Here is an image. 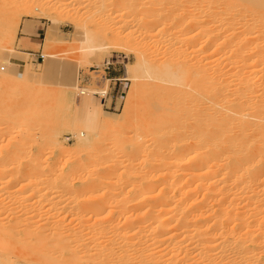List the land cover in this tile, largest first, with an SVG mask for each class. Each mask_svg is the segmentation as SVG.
Instances as JSON below:
<instances>
[{"label":"bare ground","instance_id":"bare-ground-1","mask_svg":"<svg viewBox=\"0 0 264 264\" xmlns=\"http://www.w3.org/2000/svg\"><path fill=\"white\" fill-rule=\"evenodd\" d=\"M38 1L46 4L45 0ZM195 1H198L201 6L204 5L201 7L203 9L200 16L197 17V13L193 14L200 19H197V22L194 21L195 19L188 20L186 25H188L187 28L191 26L190 29L194 22L195 25L203 26L204 35L201 38L203 41L200 40L199 44L201 48L194 45L196 49L195 47L192 49L196 51L200 48L203 52L207 49H211L209 52L215 49L221 51L218 55L223 54L222 57L215 53V58L212 53H210L212 57H206V54L204 55L201 51L199 53L197 50L198 54L206 57L202 59L198 56L203 62L196 59L198 54L196 55L193 51L196 55V63L193 65L183 63L187 61L185 57V61L175 65L169 61L153 62L142 54L133 63L125 65L123 79L134 81L137 88L155 86L154 88L165 91L167 100L175 98L177 94L174 92L178 91L189 101L191 100L190 108L187 107L189 105L184 106V103L188 101L182 97L184 95L181 94L183 101L187 100L184 103L180 101L182 99H179L180 96L175 98L179 99L184 110L188 108L189 115L187 113L181 115L180 113L184 112H177H180L182 117L190 118L183 121L181 117L182 121L175 120L176 123L173 121L175 118L172 114H168L172 120L171 118L168 120V117L167 120L159 117L165 115L167 109L164 107L167 108V106L162 104L165 102L168 105V101L166 102L164 94L160 95L157 92L159 97H162L161 100L165 101L160 102L159 98L160 105L155 102L156 105L152 103V106L155 105L154 108L158 113L154 111L157 114H162L158 115L161 120L149 121L154 116H148V114L144 120L145 122L148 120L145 123L148 126L145 129L149 128L148 132L154 128L152 133L156 134L158 143L154 140V136V139L150 137L149 141L151 144L156 143L155 147L149 145L147 140L145 141L147 146L144 148L143 143L141 145V142L138 143L136 140L142 139L143 135L145 139L142 140H146L148 138L146 136H152L150 133L145 135L142 130L141 133L144 134L139 137L136 132L139 129L136 128L135 133H132L135 134L134 136L131 134L134 130H127V134L123 127L133 123L129 124V120H125V114H120L119 117L124 116L123 122L122 118H119L125 132L123 136L127 134L125 136L127 137L130 134L129 136L138 137L132 139L136 140L137 144L131 143L135 148L133 150H136L135 154L130 149L132 150L130 155L135 158L127 154L129 149L123 152L124 156L126 154L129 156L128 158L127 156L123 158V155L119 154L122 150L118 154L123 159L120 161L118 156L120 162H117L114 158L117 147L122 144L120 139L123 142L121 135L123 132L116 128L121 134L116 132L120 135L116 139L119 142L117 141V146L114 147L115 154L112 153L114 150L110 149L111 151L103 152L100 157L93 158V155L88 158L87 165H80V152L86 153L85 151L93 147L97 149L96 138L101 132L105 119L100 102L90 101L91 94L97 93V90L93 91L88 86L82 87L77 77L75 81L72 78V81L68 80L70 78L67 71L68 77L65 74L64 77L67 79L65 78L64 84L67 82L65 86L82 94V102L75 112L70 114L71 117L69 113L67 118L64 116L67 120L68 117L70 118L68 120L71 121L70 123L67 120H64L66 123H60L59 119L58 121L54 119L55 122L40 126L44 127L42 137L40 136L42 140L33 139V142L36 141L37 150L28 151L30 154L26 162L20 157L24 153L20 154V151L16 152V149L19 145L24 146L29 143L34 135L32 134L34 132L31 133L34 128L28 130L29 124L33 125L29 121L26 124L28 115L31 116V113L23 112L22 116H18L25 119V124H21L24 130L21 131L22 128H20L19 139L13 137L9 146H3L4 148L0 149V264H264V0H192V2ZM30 2L31 0H0V35L3 32L7 38H10L11 31H15L17 13L25 11V8L29 14L34 11ZM173 3L172 5L175 6ZM92 4H94L93 0H87L85 5L92 9L95 6ZM172 5L170 8H176ZM151 9V11L155 10ZM144 10L143 15L146 17L142 19L148 27L159 24L161 20L164 22L165 17L173 15H163L165 12L155 14L156 12L148 11L147 7ZM119 12H115L117 17L122 16V11L120 14ZM128 14H123L125 16V18L122 16L125 19V21L122 19L125 22L123 24L132 23L135 20L134 15L128 16ZM178 15L181 16V14ZM172 19L178 20L175 17ZM56 22L57 20L53 19V26L48 29L45 40H52ZM176 24H172L171 27ZM26 28L25 32H28ZM183 28L184 26L182 30L185 32L186 28ZM196 30L199 31L198 28ZM91 32L84 29L81 38L78 39L81 62H90L91 59L103 53V50L109 48L99 43L95 33ZM189 33L185 35L189 36ZM188 36L184 37V41L191 48L192 44L198 43L197 36ZM184 41L181 42L185 44ZM182 50L184 51V48ZM4 51L5 49L2 53ZM189 52L187 55H191ZM182 54L183 52L178 56H183ZM12 55L16 56V54ZM43 55L47 62H53L56 59L53 54L44 53ZM3 63L2 67L6 69L7 75L10 72L13 75H20L19 65L11 61L9 56L3 57ZM111 63V59L107 58L104 65ZM6 73L0 77V80H3L4 84L9 83L7 80H12V83L1 89V93H6L5 99L11 97L9 104L8 101L3 103V106L7 104L5 114L6 116H12L15 113L20 115L21 106L18 107L20 100L18 98V101L16 96L27 97L32 101L33 95L20 90L25 88L19 81L21 79H15L18 80L15 83V80L9 78ZM203 73L207 76L210 74L209 77L214 76L216 81L214 83L209 81L211 78L205 77ZM21 74L30 75L31 73L26 67ZM204 80L211 83H204ZM19 85L21 88L18 87ZM72 89H70L71 94ZM145 90L149 89L146 87ZM172 93L176 95L172 96ZM101 94H106V90H101ZM167 95L171 97L167 98ZM145 97L148 98V96ZM68 101L71 108L73 101L69 98ZM170 102L173 103V100ZM134 103L136 102L133 99H128L127 106H133ZM172 103L171 105H174ZM171 105L169 104L170 107ZM169 106L168 109H171L173 113L174 107L178 104L173 108ZM181 106L179 105L177 109L182 110ZM146 107L151 114L153 107L150 108V104ZM163 108L164 115L160 113L163 112ZM143 110L145 111V108ZM144 114H141L143 119ZM155 117L157 118V115ZM30 119L32 120L33 117ZM11 124L8 127L12 128ZM63 125L71 126L73 129L75 143L72 148L76 153L74 150L72 151L74 153L70 152L67 145L61 144L63 141L59 137L63 129H60V126ZM145 125L143 123L138 127L142 128ZM11 133L14 134V132ZM101 135L104 134L101 133ZM125 137L124 142L130 143ZM126 146L125 149L128 148ZM55 148H58L60 155L69 158V160L64 158L66 162L64 161L63 165L59 162L60 166H56L57 160L54 162L55 165L49 162L48 151L46 154L44 152V149H49V154H53L57 150ZM87 155L91 156L92 152L91 155L90 153ZM141 157L142 160L140 159L139 163H134V160ZM107 188L113 190L108 196L106 194L109 192L104 191ZM102 191L105 192L106 197Z\"/></svg>","mask_w":264,"mask_h":264},{"label":"rangeland","instance_id":"rangeland-1","mask_svg":"<svg viewBox=\"0 0 264 264\" xmlns=\"http://www.w3.org/2000/svg\"><path fill=\"white\" fill-rule=\"evenodd\" d=\"M85 1L87 2V0H85ZM85 1L84 0H45L44 2L46 4H43L41 1L31 0L30 3L32 5L34 11H32V13L29 14V11L26 10V8H25V11L22 10V11L18 12L17 13V17H16L17 22L15 24V31H11L10 38H7L6 35L3 32L0 35V50H2V51H3V49H5V51L7 50L6 52L5 51L3 52L4 54L2 53V51L0 53L1 54L0 62L2 61L0 63V77L3 76V74H5L7 72L6 69H4L2 67V65H4L3 57L9 56L11 61H13V62H15V63H17L19 65L18 70H19V74L20 75L16 74L17 75L16 76V75H13V73L11 74V72L8 75L6 73V75L9 78H12L14 80L15 79H18V80L21 79L19 81L24 84V85L23 84H21V85H23L25 88L24 89H20V90H22V91L24 90L25 93L33 95L32 96V98H33L32 101L29 100L27 97H25V98L21 97L20 94H19L20 97H18V95H17L16 99L18 100V98H19V100H20V102H18V104H19L18 107L21 106L19 108L21 111L18 110V112L20 111V115L18 113H15V114H13L14 117H13V115L12 116H8V115L6 116L5 108L7 107V104H4V106H3V103H4V101H5V103H7L6 101H8V104H9V102H11V100H9L11 97L6 98V99H8V100H6L5 99L6 93H1V92L3 90V87L11 85L10 83H12V80H10L11 82L9 80H7L9 82L8 84H4V81L2 80L3 81L2 82L0 80L1 81L0 82V96H1L0 104H1V101H2V104H1L2 106L0 107V122H1L0 123V128H1L0 129V133H1L0 134V149L4 148L6 146H9L10 143L12 142L13 137H16V139H17L18 137H20V134H21L20 132L22 130H24V128L21 127V124H25V119L23 117H19L18 118V116H22L23 112L25 114L26 113L27 114L31 113L30 114L31 116L28 115V119H30V117L31 118L33 117V119L32 120L31 119L30 120L27 119L26 120V124H28L29 122H32L33 126H31V123H30L28 130H31L33 128L34 129L37 128L36 130H38V132L36 130H35L36 132L33 131L34 130L33 129L31 131V133L34 132V133H32L34 135L31 134L33 137L30 138L29 143L25 144L24 146H20V145L17 146V149L19 147H21V148L18 149V151L16 149V152L20 151L19 152L20 154L24 153L20 157H21V159H23V161L25 159V162L29 158L28 157V155L30 154L29 152L30 151L31 152H35L37 150L35 148V147H37V146H35V142H36L35 140H39V141L42 140V138H40V136L42 137V132H43L44 127H40V126H45V125H42V124H50V123H52V121L53 122L58 121V119H59V121H61L60 123H62V122L66 123L65 121L67 120L66 118H67L68 113H69V115L70 114L72 115L75 112V109L78 108L77 106H79L80 102H82V97H83L82 94H80L79 92H75V89H72V88H69L68 86H65L67 82L64 84V82H65L64 80L67 79L68 75H69L68 78H70L68 80H70V81L74 80L75 81L76 77H77V79L79 80V83H80V85L82 87H84V86L87 87L88 86L93 91L97 90V93H100V95H97L96 93L91 94L92 96L90 97L91 98L90 101H93L95 103H98L97 101L100 102V107H101V109L103 111V116H104V119H105V122L103 123L104 125L102 124L101 132L97 136L98 139L96 138V140H97L96 142L97 143H96L95 146H97V149H96V147H93L95 149L90 148L92 150L89 149L90 151L89 150L85 151L86 153L89 151L88 153H90V155H91V152H92L91 156L87 155L88 153L87 154L84 153V151H83V153L80 152L81 153V155L79 154L80 155V159H81L79 161L80 165L81 164L82 165L83 164L87 165V161L89 163V159L88 158L93 157V155H94L93 158H96V156L100 157V155H102L103 152L111 151L110 149L114 150V151H112V153L114 152L113 154H115V152L117 151L116 154H115L116 156L114 155V158H116V161L118 162L121 159L120 155L122 156L124 154L123 152L125 150H126L125 152H127V150L129 149L127 154L128 153H129L128 155L131 154L130 152H132V150L135 149V148H133V146H132L133 144H131V143L136 142V140L138 141V143L141 142L140 143L141 145L143 143L142 147H144V146L146 147L147 146L146 142H147V140L148 141L151 140V139H149L150 137L152 139L155 138L154 140H156V138H157V136L155 137L156 134L152 133V130H154V128H151V127H153V126L150 127L151 129H150L149 132L147 131V130H149V128L145 129V127H148V126L145 125V123L148 120H146V122L144 121L147 118L146 117L147 114H148V116H154L155 119L154 118H151V120L149 119V121L153 120L152 122H155V120L158 121V119L161 120V118H163V119L165 118L167 120V117H168V120H169V118H171L170 120H172V117L170 115L168 116V114H172L173 118H175V119H173V121H175V120L179 121V120H181V117H182L181 115H184V114L186 115V113L188 111V108L187 109L185 108L186 111L184 110V106L186 107V105H189L187 107H190V108L192 106L189 103V102H191V100L189 101L187 99V97L184 94L181 93L182 95H184L182 97H185L188 100V101L185 100L187 102L183 101L184 99L181 97V94L178 91L174 92L178 96L176 94L173 95V93H172V96L176 95L175 98H177L179 96H180L179 99L182 98V99H180V101H183V103L185 102L184 106L182 105L183 108H181L182 106H181V102L179 101V99H175V98L172 97L171 100H170V98H168L170 95H167V98L169 99V100H167L166 96L164 94L165 91L163 92V90H161V89L158 90L157 87L154 88L155 86H146L147 89L150 90V92H149V90H145L146 87H142V86L138 85V86L141 87V88L139 87L140 90H138L139 88H137V85H134V81L128 80V79H123L125 77V65L127 63L128 64L129 63H133L134 61H136V58L138 56L142 55V54H144L146 57H149V59H151L153 62L157 61V63H160V62L162 63V62H168L169 61L171 63H174L175 65L178 62L182 63V61H185V60H187V61L183 62V63H185L187 65H189V64L193 65V63H196V59L199 60L198 56L202 57L203 54L204 55L206 54V57L207 56L208 57H212V54H213V58H215L214 57V53L216 55L221 54L220 53L221 51H217L215 49L214 50L212 49L213 51H211V52H209L211 49L210 50H208V49L204 50V52H203L202 49L200 50L201 47L199 46V44L201 43L200 40H202L201 38H203L202 36L204 35L203 34V29L204 28H203V26H199V24L195 25V22H197L200 19V18H197V17L200 16V13H202V9L203 8H201V7L204 6V5L202 4V6H201V4L198 1H195L196 2L195 3V2H192V0H186V1L185 0H180V1L179 0H174V1L173 0H168L167 1L168 3L166 2V4H165L166 0H160V1L159 0H152V1L151 0H138V1L137 0H93V3L95 4V6H93L94 4H92V6H93L92 9L89 8V7H86V5H85L86 2ZM116 1H119V2H116ZM120 1H122V2H120ZM130 1H132V2H130ZM149 1L152 2V4ZM187 1L190 2V3H188ZM170 2H172V3L174 2L173 4H175V6L172 5V3H170ZM132 3H133V5H132ZM181 3L183 5H181ZM198 4H200V5H198ZM129 5H130V7H129ZM168 5H170V6H168ZM171 5L176 7V8H174L175 10L172 9L173 7L170 8ZM144 6L147 7L148 11H150L152 13L156 12L155 14H158V12H159V14H162V13L165 12L163 15L167 14L168 16L169 15L171 16V14H173L171 17L172 18L175 17L178 20L172 19L171 17H168V18L165 17L167 20L165 18L163 19L164 22L161 20L162 22L160 21V23H162V24L159 23L157 25H149L151 27H148V25H146L144 23L143 19H142V18L145 19V17H146V15H143V14H145L143 11H145L144 9L146 8ZM191 6L192 7L195 6V7L192 8ZM196 6L197 7L199 6V7L197 8ZM131 7H132V10L130 11ZM138 7L140 8V10H138L139 9ZM148 7H150V8H148ZM151 8H154L155 10L151 11L152 10ZM195 8H197V9H195ZM200 8H201V10H200ZM22 9H24V8H22ZM33 9H31V10H33ZM40 9L42 10V12H41ZM157 9H159L161 11H162V9H165V10L160 12ZM170 9H171V11H166V10H170ZM194 9L197 10V11H195ZM119 11L120 12L122 11V16L124 18H125L124 15H127L128 13H129L128 16L130 14L132 16L134 15L133 18L135 20H133L132 23L123 24V23H125V22H123V21H125V19L122 16L120 17V15H118V17L116 16V13H118ZM133 11L135 12V14L133 13ZM27 12H28V14H27ZM98 12H100V13H98ZM120 12H119V14H120ZM137 12H139V13H137ZM182 12H184V13L182 14ZM96 13H97V15H96ZM195 13H197V15ZM178 14H181V16H179ZM193 14H195L197 17L193 16ZM97 16H98V18H97ZM188 16L191 17V18L188 19L189 18ZM169 18L171 20H169ZM53 19L57 20V22L55 24V29H54L55 32L53 33V38H52V40H45V38L47 37L48 29L50 28V26H53ZM122 19H124V20L122 21ZM179 19H180V21H179ZM184 19H186V20H184ZM191 19H195L194 20L195 22L193 21L194 22L193 23V27L190 29L191 26L189 28H187L188 25H186V24H187L188 20H191ZM140 20H141V22H140ZM173 20H174V23H172ZM169 21L171 23H169ZM184 21L185 22L187 21V22L184 24L183 23ZM165 24H166V26H164ZM172 24H176V25H173L174 28L171 27ZM179 25H180V27H178ZM181 25L184 26L183 29L186 28L185 32H184V30H182L183 26H181ZM25 26L30 29L29 33L25 32V28H26ZM195 26H196V28H195ZM169 28H171V29H169ZM197 28L199 29V31L196 30ZM37 29H38V32H37ZM84 29L90 30V32L93 31L91 33H93V34L95 33L94 35L96 36L97 41L99 43L105 44V45H107L109 47V48H107L108 50L107 49L103 50V53H100L98 55V57L91 59V61L87 62V63H86V61H82V62L80 61V55H79L80 52L78 50L79 49V45H80V43H79L80 40H78V39L81 38V36H82L81 34L84 31ZM175 29H177V30H175ZM178 30H180V31H178ZM201 30H202V32H201ZM0 33H1V31H0ZM37 33L39 35H37ZM185 33H187V34L189 33V36H191V37H192V35L193 36H197V42L198 43L192 44L191 48H189V44L184 41V37L186 38L188 36V35L186 36ZM199 33H201L202 35L199 34ZM31 34H35V37H33V39H37L40 42L39 45L33 46V52L36 55H30L29 53H27V52H30L28 48L31 47V45H30ZM118 36L120 38H118ZM118 40H120V41H118ZM181 41H184L185 44H183V42H181ZM117 42H118V45H117ZM126 44H127V46H126ZM166 44H168V45H166ZM183 45H186L187 47L185 46L186 47L185 48ZM194 45L196 47H198V46L200 47L197 50H199V53L202 52L203 53L202 55L198 54L197 50L195 51L196 47ZM120 46H121V48H120ZM193 47H195L194 50L192 49ZM183 48H184L185 52L182 50ZM177 49H178V51H177ZM9 50H14L15 52H13V51L10 52ZM180 50L183 52V54H182L183 56H178V55H181V53H182V52H180ZM186 50H187V52H186ZM189 50H190V52H189ZM173 51L175 53H173ZM193 51H195L196 55L197 54L198 55L196 56ZM188 52L191 55H187ZM10 53L11 54H16V56L15 55L11 56ZM41 53L42 54L49 53V54L55 55L56 56L55 57L56 58L55 61L57 60L56 64L54 63L55 61L47 62V59H46V57L44 55H43L44 58L40 57ZM192 53H194V55H192ZM210 53H212V54H210ZM222 55L221 56L218 55V56L222 57ZM195 56H196V59H195ZM185 57H187V59H185ZM190 57H193V58H190ZM206 57L204 56V57H202V59H206ZM107 58L111 59V61H112V63L109 64L110 65L109 69H105L108 65H104L105 60ZM188 59H192V60L190 61ZM202 59L200 58L199 62H201ZM25 63H26V65H25ZM67 66H68V68H66ZM26 67L30 70L31 74L33 72L32 76H31V74L30 75L21 74ZM8 70L12 71L11 68H8ZM66 71H67L68 75L66 74ZM210 72H212V70H210ZM65 74H66L67 77H64ZM203 74H202V76H203ZM18 76H20V78ZM204 76L205 77H209L210 74L208 76L204 74ZM30 77H33V78H30ZM71 78H72V80H71ZM81 79H83V82H81L82 81ZM108 79H110V80H108ZM209 79H210L209 81H212L213 83L216 81V78H214V76L209 77ZM213 79H215V80H213ZM18 80H15V83H17ZM206 81H208V80H206ZM206 81L204 83H211L209 81L208 82H206ZM21 85H19L18 87H20ZM28 86H30V87H28ZM70 89H72V94H71V90ZM134 89H136L135 93H134ZM69 90H70V94H69ZM101 90H106V94H103V95H105V99H103V97H101V95H102L101 94ZM155 90H156V92H155ZM160 90H161L162 93L160 92ZM143 92L146 95H144ZM145 92H147V93H145ZM157 92L160 93V95L164 94V98H165L166 102L168 101L167 102L168 105L165 104V102H164V104H162L163 102L161 103L163 106H167V108L164 107L165 109H167L166 113L164 112L165 111L164 108H163V112L159 111L160 113H163V115L165 113L164 116H159L161 118H159L158 115H162V114H157L158 112L156 111V109L154 107H155L156 103H159L158 105H160V102L161 101H165V100H161L162 97H159V94ZM25 93H23V94H25ZM148 93H149V95H148ZM138 94H139V96H138ZM166 94H168V92ZM71 95L73 97H71ZM8 96H10V95H8ZM135 96H136V98L137 97L138 98L136 99ZM145 96H148V98L150 100L147 97H145ZM153 96H155V97H153ZM156 96H158V97H156ZM130 97H132V98H130ZM68 98L73 101L71 103L72 104L71 108H70V105H69ZM159 98H160V100H159ZM3 99H5V100H3ZM34 99L36 101H34ZM128 99H133V101L136 102V103H134L133 106H130L131 108L127 106ZM172 100H173V103L172 102L169 103V101H172ZM28 101H29V103H28ZM174 101L178 104V106L179 105L181 106L180 109H182L183 111L177 109L178 106H176V107H174L175 110L177 109L176 112L174 113V111H175L174 109H173L174 110L173 113H172L171 109H170L171 110V112H170V110L168 109L169 104L170 105H171V103L174 104V105H171L172 108H173V106L177 105L176 103H174ZM32 102H35L36 104L32 103ZM24 103H26V104L23 105ZM152 103L155 104V105L152 106ZM148 104H150V108L153 107L151 109V111H150L151 114H149V111L147 110V107H146V106H148ZM144 105H146V106H144ZM61 106L62 107L64 106L63 109H62ZM141 107L143 109L145 108V111L143 109H141ZM31 109H33L32 110L33 112L30 111ZM45 109H46V111H45ZM139 109H140V111H139ZM127 110H129V111H127ZM142 111H144L145 113L147 111L148 113L144 114V112H142ZM177 111L184 112V113H180L179 112L181 114L180 115ZM168 112H170V113H168ZM37 113H38V115H37ZM78 113H81V112L79 111ZM120 114H125V120L126 121L129 120L128 121L129 124H131V123H133V124L123 127L122 122L124 121L123 120L124 116L123 115H122L123 117L120 116L122 118V120H121L122 122H120V119H121L119 117ZM141 114L142 115L144 114V116H145L144 119H143V116ZM49 115L52 118H50ZM71 115H70V117H71ZM155 115H157V118L155 117ZM187 115H189V113H187ZM176 116H178L177 119H176ZM179 116H180V118H179ZM12 117L14 119H12ZM8 118H9V120H8ZM15 118H17V119H15ZM43 118L45 119L44 121H43ZM148 118H150V117H148ZM187 118H189V117L188 116L186 118L182 117V119H184L183 121H187V120L190 119V118L189 119H187ZM54 119H55V121H54ZM69 119L70 118L68 117V120ZM10 121H11V123L12 122H14V123L11 124ZM15 121H16V123H15ZM106 121H107V123H106ZM142 121H143L145 126L140 128L138 126L143 124ZM44 122H47V123H44ZM68 122L70 123L71 121H68ZM9 123L11 124L12 128L8 127L10 125ZM33 123H35V124H33ZM37 124H40V125L38 126ZM136 124H137V126L135 127ZM12 125L13 126L16 125V126H14L15 128ZM34 126H36V128ZM118 126L120 128H118ZM122 127L125 129L126 133L129 130L130 131L134 130L133 132H131V134L135 133V129L136 128L139 129V131H136L137 134H139V137H141V135L144 134V133H145V135H148L150 133V134H152V136H146L148 138H146V140H142L145 137L143 135L144 137L142 136L141 137L142 139L139 138V140H142V141H139L138 139H136L134 141L132 139H135V137H137V136L132 137V135L134 136L135 134H132L131 136H129L130 135L129 134L128 135L129 137L127 136L128 137L127 138L125 136L128 133L123 136V134L125 132H123V128ZM7 128H9L10 130L7 129ZM20 128H22L21 131L19 130ZM38 128L40 129V131H39ZM116 128L120 129L121 133L122 132L123 133L121 134L120 131L116 130ZM121 128H122V130H121ZM60 129H63V130H61V135H60L61 137H59V139L61 141H63L61 144L67 145L68 146V150H70V152H72L73 150L75 152V149L72 148L74 143H75V139H74L75 138V134L73 133V129L71 128V126L68 127V125L60 126ZM104 130H106V131H104ZM142 130H143L144 133L143 132L141 133ZM109 131H111V132H109ZM146 131H147V133H146ZM11 132H14V134L11 133ZM116 132L120 133L123 136V138H122L123 142L120 139L122 144H121V146H118V147H121V148L117 147V149L115 151L114 147H115V145L117 146V141H118L116 139L119 138V135H120V134L118 135ZM101 133L104 134V135H101ZM115 134H117V137H115L116 136ZM12 135H15V136H12ZM37 136H39V137L37 138ZM122 136H120V137H122ZM153 136H154V138H153ZM124 137L126 138V140L130 141V143L128 142L129 145H128L127 142H124ZM99 138H101V139H99ZM33 139H35L34 140L35 142H33ZM131 140H132V142H131ZM6 141H8V142H6ZM152 142H153V140H152ZM101 143H103L104 145L101 144ZM144 143H145V145H144ZM148 143H149V145L155 147L156 143H152L153 145L151 144V141H149ZM157 143H158V141H157ZM97 144H99V145H97ZM125 144H127L128 146H126ZM136 144H137V142H136ZM140 144H139V146H140ZM125 146H126V148L127 147L128 148L125 149ZM134 146H135V144H134ZM104 149H105V151H104ZM130 149H132V150H130ZM55 150H56V152L53 153V154L52 153L49 154L50 153L49 149H46V150L44 149V152L46 154L47 153L46 151H48L47 154L49 155L48 156L49 157L48 158L49 162L54 164L55 160H57L56 163H55L56 166H60L59 164H61V163L63 165L66 162L67 158L65 156H62V155L59 154L58 148H55ZM94 150H96V151H94ZM121 150H122V153H119V152H121ZM74 152H72V153H74ZM135 152H136V150L134 152H132V153L135 154ZM127 154H126V156L128 158L129 156ZM70 155H73V154H70ZM124 155H123V158H126V156H124ZM84 156H85V159H84ZM87 156H89V157H87ZM118 156L120 157L119 160H118ZM44 157H46V156H44ZM64 158H66V159H64ZM77 158H79V156ZM131 158H135V156L134 157L131 156ZM137 159L134 160V163H139V161L142 160V157L141 158H137ZM67 160H69V158ZM128 160H131V159H128ZM100 161H102V160H100ZM59 162H61V163H59ZM95 164H97V163H95ZM105 165L106 164L104 162V166ZM107 190H110V191H107ZM104 191L106 193L109 192L108 194H106L108 196V195H110L112 193L111 191H113V190L107 188ZM102 193H103V191H102ZM106 195H105V197H106Z\"/></svg>","mask_w":264,"mask_h":264},{"label":"crops","instance_id":"crops-1","mask_svg":"<svg viewBox=\"0 0 264 264\" xmlns=\"http://www.w3.org/2000/svg\"><path fill=\"white\" fill-rule=\"evenodd\" d=\"M27 29H28V32H27V33H29V32H30V29H29V28H27ZM37 32H38V29H37ZM37 35H39V34L37 33ZM33 37H35V34H31V38H30V45H31V47L28 48L30 52H27V53H29L30 55H36V54L33 52V46H35V45H39V44H40V42H39L37 39H33Z\"/></svg>","mask_w":264,"mask_h":264},{"label":"built area","instance_id":"built-area-1","mask_svg":"<svg viewBox=\"0 0 264 264\" xmlns=\"http://www.w3.org/2000/svg\"><path fill=\"white\" fill-rule=\"evenodd\" d=\"M40 57L44 58L42 53H41V56ZM109 67H110V65H108L105 69H109ZM81 80L83 82V79H81ZM96 94L97 95H100V93H96ZM101 97H103V99H105V96L104 95H101Z\"/></svg>","mask_w":264,"mask_h":264}]
</instances>
